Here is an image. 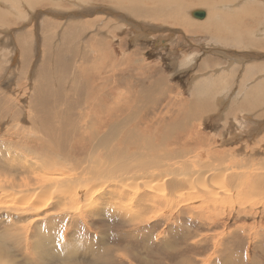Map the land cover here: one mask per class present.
<instances>
[{"label": "bare ground", "instance_id": "1", "mask_svg": "<svg viewBox=\"0 0 264 264\" xmlns=\"http://www.w3.org/2000/svg\"><path fill=\"white\" fill-rule=\"evenodd\" d=\"M56 1L58 2L54 4L51 2L52 7H58V4L63 5L65 1L71 0ZM72 1L78 6L84 7L79 10H68L64 17L62 15L55 16L64 21V24H60L59 45L56 44L55 47L51 45V34L48 35L49 37L43 36L42 57L37 59L35 56L37 61H40V64L36 65L41 69L36 73L32 72L34 76L36 75L35 78H32L34 80L33 93H31L33 94L32 101H28L30 103L25 107L23 106L22 109L0 108V135L6 132L11 124H14V135L17 137L14 143L0 144V214H4L3 216L6 217H21L27 222L49 219L52 215L56 216L59 213L72 216L71 213L76 211L75 209H78L79 205L87 208L103 192L109 196L110 202L117 204L120 201L123 204V209L127 207L135 210V213H128L131 217L132 214L142 213L144 205L147 208L149 206L148 212H150V208L156 210L164 208L169 211V201H173L178 209L189 212L190 217L197 210L203 208L211 211L210 215L205 213L206 216L210 217L209 222L211 223L215 222L216 215L219 214L220 216L224 205L230 207L232 213H237L240 216L243 214L242 212L249 210L246 208L249 201H255V203L259 201L264 204V150H252L247 156L246 154L243 155L245 162H237V160L232 159V151L226 153L219 150L222 155L218 158V155H215V152L218 151L211 150L212 147L207 150L208 159L205 158L206 160L195 161L193 160L195 156H188L193 149L194 153L197 152V149L203 150L205 138L195 135V126L192 120L198 121L204 114L214 112L210 100L213 95L217 94V90L211 89L208 92L207 89L209 88L202 90L200 84H197L192 90L189 102L179 104L176 97L169 98L168 102L176 110L166 124L162 125L160 121L158 124H150L152 127L141 126L145 124L140 119L145 106L157 105L161 100L160 95L155 94L156 91L162 92L158 89L160 82H155V87L150 89L142 88L140 83H137L134 93L133 90L127 93L116 88L115 85L119 83L112 78L115 72L120 74V78L133 81L142 76L140 73L144 70V62L135 61V59L128 57L127 60L130 62L128 66L123 58L121 60L112 58V49L108 51V54H102L107 47L105 40L108 37V32L105 29L112 27L109 26L112 25L111 20L108 18H105L104 21L93 19L94 21L89 24H85L86 22L83 20L84 17L103 13L107 17H116L119 22L138 19L154 21L171 19L174 25H181L183 23H181V17L190 4L203 6L201 3L208 0H192L190 4L188 1L183 4L181 0ZM90 2L109 4L113 8L110 6L108 9L101 8L102 5L99 8H94L95 6L93 7L92 4L86 5ZM13 9L16 12V16L13 17L16 19L19 16L20 18L21 11L19 8ZM196 10L191 11V16L192 12ZM60 11L62 10L60 9ZM119 12H122L124 16L120 15ZM2 14L0 12V21H5ZM211 15L207 21L210 20ZM211 18L213 19V17ZM215 18H218L217 23L199 24L196 27L197 31L205 35H212L215 38L221 36V33H225L227 37L221 39L223 42L228 41L230 34H237L236 29L229 22L219 16ZM35 22V28L37 27L40 31H44L46 27L51 25L44 21L41 22L39 18ZM118 23L114 27L120 29L121 25ZM7 24H9L8 21L5 25ZM12 24H15V20L12 21ZM0 25L4 26L1 23ZM91 27L92 30L89 32ZM50 30L51 28H49ZM40 31L38 32L40 33ZM84 35L86 36L82 37ZM27 36L24 34L22 38H27ZM79 37H82L79 41H86L87 51L85 53L88 54L89 49L91 53H95V56L94 54L87 56L82 52L80 56L82 61L79 62L81 66H77L79 70L76 71L73 62L77 57L79 58V56L76 57V54L79 53L78 48L81 42L78 43V48H71V46L73 40ZM22 38L16 37L24 61L23 69L31 61L28 62L29 46L27 41L25 42ZM216 40L219 41L220 39ZM238 42L241 43V40L233 43ZM256 44L259 48H263L261 47L262 44ZM44 51L55 62L56 66L43 63ZM30 54L31 57L35 58V53ZM135 55L137 54L132 55V57ZM228 66L229 63L224 65V72H220L219 68L215 72L217 76H221V79H227L225 82L229 86L230 80H234L235 77L228 72ZM33 67L35 68V66ZM71 67L73 68L71 69ZM120 67L122 70H119ZM209 68L214 69V66L210 65ZM250 68H246V71L249 72ZM27 70L29 72L31 68L28 67ZM106 72L111 74L106 76L104 75ZM131 75L134 77H130ZM51 77L56 80L53 79L52 82ZM259 78L258 76L256 81ZM249 81L247 80L249 84L246 83L245 86L247 99L241 103L240 109L245 111L246 106H253L252 103L256 99V103L260 104L257 106V110L261 109L264 112V97H262L264 93H256L264 91V83L261 86H251L256 81ZM223 84L218 85L217 89L221 85L225 89L226 86ZM239 90L241 91V89ZM139 96L143 97L142 101L137 99ZM1 103L4 104V102ZM252 109L256 111V108ZM247 110L246 112H248ZM253 110L252 115L255 112ZM233 113L235 112H226L223 114V119H230ZM220 115L222 116V114ZM255 123L257 126H254L255 129L250 131L251 134L259 130L262 132L263 128L260 126L262 122L260 124ZM103 129H106L105 134L99 135L98 133ZM4 140L11 141V138ZM130 147H133L134 150H131ZM260 147H264V142L263 146ZM75 148L85 151L84 155L72 159L70 152ZM236 148L238 149V147ZM256 156H259L260 159ZM252 158L259 160L258 164H252L250 162ZM148 169H154V173H152L154 182L145 185L137 183ZM124 179L128 180L127 184L133 180L125 190L119 186L116 188L109 187L110 185H121ZM214 190L217 191L214 192ZM193 192L202 193L192 202V199L187 195ZM35 193L38 195H34ZM18 194H28V196L19 204L13 205L12 201L16 199L15 195ZM218 211L220 212L218 213ZM249 212H252V208L244 213L249 214ZM170 240L172 239L170 238ZM34 242L38 245L41 241L36 239ZM167 245L164 248H167ZM70 248L65 246L63 256L68 257L67 252L70 251ZM57 250L58 248H56V252ZM65 260L68 259L65 258Z\"/></svg>", "mask_w": 264, "mask_h": 264}, {"label": "rangeland", "instance_id": "2", "mask_svg": "<svg viewBox=\"0 0 264 264\" xmlns=\"http://www.w3.org/2000/svg\"><path fill=\"white\" fill-rule=\"evenodd\" d=\"M71 1H62L64 4H58V8L51 6V2L53 4L58 2L55 0H0V12L4 14L2 17L4 16L3 19H5V21H0L4 25H0V103L4 102V104H0V108L22 109L30 103L28 101H32L33 94L31 93H33L32 87L34 86L32 78L36 76L32 72L36 73L41 69L38 66L40 61L37 59L42 55L43 36H50L51 34V45L54 47L56 44L59 45L60 24H64V21L55 16L62 15L64 17L68 10H79L84 7ZM87 4H92L93 7L95 6L94 8H99L101 5V8L105 9H108V6L112 7L109 4L104 5L98 2ZM15 7L21 11L20 18L19 16L14 18L16 15L13 8ZM259 7L263 10L264 0H210V3L205 6L190 4L181 17V23L183 22L181 25H174L171 19L161 21L132 19L133 21L119 22L116 17H107L103 13L84 17L83 20L86 22L85 24L92 23L94 20L104 21L105 18L111 20L112 25L109 26H112L110 29L114 30L105 29L108 32V37L105 40L107 47L102 54H108V51L112 49V58L115 57L116 60L123 58L128 66L130 65L127 60L128 57L135 59V61L144 62V70L141 71L143 74L140 73L142 76L134 79L135 81L120 78V74L116 72L113 76V73L112 78L119 83L114 84L116 88L127 93L133 90L134 93L137 83H140L142 88L150 89L155 87V82H160L158 89L162 92L156 91L155 94H159L161 100L157 105L145 106L146 108L140 118L145 124L141 126L152 127L150 124H158L160 121L162 125L166 124L176 110L168 102L170 97H176L179 104H184L189 102L192 90L197 84H200L202 90L209 88L207 89L208 92L211 89H216L217 94L213 95L211 98L214 100L211 99L210 101L214 107V110H211L215 113L218 111V113L211 112L207 115L204 114L206 117L203 115L198 121L192 120L195 132L192 131L197 137L205 138L203 150L197 149V152L194 153V149L191 147L193 150L188 156H195L193 159L195 161L206 160L208 159L207 150L212 147L211 150L218 151L215 152L218 158L222 155L220 151L226 153L232 151V159L237 160V162H245L243 155L246 154L247 156L252 150H264V147H260L263 146L264 142V112L261 109L257 110V106L260 104L256 103L255 99L252 103L253 106H246L245 111L240 109L241 103L247 99L245 97L247 95L245 93L246 83L249 84V80L255 82L258 76L261 78L258 79L260 81L257 80L254 85H250L261 86L264 83V62H262L264 61V17L255 12ZM193 8L204 10L206 17L203 20L193 18L189 12ZM220 11L229 13L233 18L238 17L235 22L240 21L243 26L247 27L250 32L249 39L253 42L252 45L240 42L221 43L216 39H223L226 36L225 33H221V36L215 38L212 35H205L197 31L196 26L199 24L217 23L218 18L215 17ZM119 13L124 16L122 12ZM210 15L213 19L210 17L209 22L207 20ZM38 18L41 22L44 21L51 25L46 27L44 31H40L34 26ZM13 20H15V24H12ZM7 21L9 24L5 25ZM116 23L121 25L120 29L114 27ZM49 28H51L50 31ZM91 30L92 27L89 32ZM24 34L28 35L27 38H22ZM17 36H20L25 42L27 41L28 52L35 53L34 57H37V59L36 57L33 58L29 53L28 62H31L23 69L24 61L16 40ZM244 36L247 37V35ZM82 37L77 38L78 40L74 39L71 46V48H78V43L81 42L78 48L79 53L76 52V57L79 56L80 59L77 57L73 62L76 71L79 70L77 66H81L79 62L82 61L80 57L82 52L87 51L86 41H79ZM256 43L262 44L261 47L263 48L256 46ZM88 51V54L85 53L87 56L93 54L95 56V53L90 52L91 50L88 49ZM134 54L137 55L132 57ZM206 55L208 57L203 63L202 58ZM206 62L209 66L213 65L214 69L209 68V71H201L199 65L202 63L205 65ZM43 63L53 65L46 51H44ZM228 63V72L235 77L234 80L229 78L231 79L230 84L228 82L229 86L225 82L227 79H221V76H217L215 72L217 68L220 69V72H224V65ZM28 67L31 68L29 72ZM121 67L119 70H122ZM248 67H251L249 72L246 71ZM110 74V72H106L104 75L109 76ZM130 77L134 76L131 75ZM53 79L54 77H51L52 82ZM220 84L225 85L226 88L223 89L221 85L217 89ZM256 93L263 94L264 91ZM236 95L241 96L237 97ZM263 95L262 97H264ZM137 99L142 101L143 97L139 96ZM252 108H256V111ZM168 109L169 111H167ZM250 109L255 111L253 115ZM228 111L235 113L230 119L225 120L223 114ZM248 119L250 121H247ZM255 122L259 124L262 122L260 126L263 129L262 132L259 130L251 134L250 131L257 126ZM14 130L15 125L11 124L6 132L0 135V144L16 142L17 137L14 135ZM105 131L106 129H103L98 134H105ZM6 138H11V141H5ZM238 139L240 141H237ZM241 147L243 148L241 149ZM130 148L134 150L133 147ZM70 153L73 159L82 157L85 151L75 148ZM256 158L260 159L259 156ZM250 162L256 165L259 160L252 158ZM152 173H154V169L146 170L137 183L142 185L153 183ZM132 181L130 180V182ZM127 182L128 180L124 179L121 185L116 184L109 187L116 188L119 186L125 190L130 184ZM207 190L210 191V189ZM216 191L214 190V192ZM201 193L193 192L187 196L193 202ZM34 195H38V193ZM15 196L16 199L12 201L13 205L22 202L28 194ZM115 204L110 202L109 196L103 192L87 208L79 205L78 209H75L76 211L69 212L73 217L70 214L59 213L56 216L52 215V218L49 217V219L27 222L21 217H6L3 216L4 214H0V264H103V262L104 264H264V204L259 201L258 203L249 201L246 208L249 210L252 208V212L246 213V215L244 212L249 210H245L240 216L237 213H232L230 207L224 205L222 212L218 211L220 216L219 214L216 215L215 222L212 223L209 222L210 217L205 214L210 215L211 211L203 208L197 210L190 217L189 212L178 209L173 201H169L171 213L164 208L157 210L150 208V212H148L149 206L147 208L144 205L142 213L132 214V217L128 213H135V210L127 207L123 209V204L120 201ZM145 211L147 214H144ZM36 239L41 241L38 245L34 242ZM166 245L167 248H164ZM65 246L71 247L70 251L67 252L68 257L63 256ZM56 248H58L59 255ZM59 248L61 249L59 250Z\"/></svg>", "mask_w": 264, "mask_h": 264}, {"label": "crops", "instance_id": "3", "mask_svg": "<svg viewBox=\"0 0 264 264\" xmlns=\"http://www.w3.org/2000/svg\"><path fill=\"white\" fill-rule=\"evenodd\" d=\"M185 1H188V4L191 3L192 0H181V2L184 4ZM172 2V1H171ZM199 2V1H198ZM201 3V2H200ZM210 3V1H205V2H202L201 5L205 6L206 4ZM196 8H193L191 9L189 12L191 13L192 10H194ZM253 11V10H252ZM13 12L15 13L16 15V12L15 10H13ZM255 12L257 14H262L261 17H264V8L263 10L259 9L258 10H255ZM21 15V14H20ZM219 16L220 18H222L223 20L229 22L235 29H236V32L237 34H230L229 35V38H228V41L226 42H223L222 40H219V42L221 43H227V42H237V41H240L241 40V43H247L246 45H252V41L249 39V36H250V32L249 30H247V27L246 26H243L240 21L239 22H235L236 20H238V17H235L233 18V16H230L229 13H224L222 11H220V13L217 15ZM247 18V17H245ZM254 18V17H253ZM198 26V25H197ZM196 26V27H197ZM240 26H242L243 28H241ZM244 35H247V37L245 38ZM257 45V44H256ZM208 57L207 55L204 56L202 58L203 60V63L204 61L206 60L205 58ZM220 57V56H219ZM211 58H215V57H211ZM218 58V57H217ZM220 59V58H219ZM53 65H55V62L51 59ZM203 63L201 65H199V68L201 71H205V70H208L209 69V64L206 62L205 65H203ZM56 66V65H55ZM198 68V67H197Z\"/></svg>", "mask_w": 264, "mask_h": 264}, {"label": "water", "instance_id": "4", "mask_svg": "<svg viewBox=\"0 0 264 264\" xmlns=\"http://www.w3.org/2000/svg\"><path fill=\"white\" fill-rule=\"evenodd\" d=\"M192 17H194L196 19H203L205 17V12L202 10L193 11Z\"/></svg>", "mask_w": 264, "mask_h": 264}]
</instances>
